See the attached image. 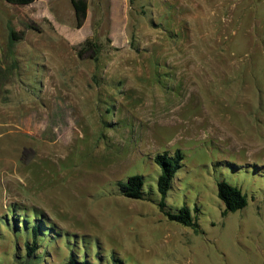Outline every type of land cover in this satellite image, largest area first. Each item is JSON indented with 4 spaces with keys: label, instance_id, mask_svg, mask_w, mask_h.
<instances>
[{
    "label": "rangeland",
    "instance_id": "obj_1",
    "mask_svg": "<svg viewBox=\"0 0 264 264\" xmlns=\"http://www.w3.org/2000/svg\"><path fill=\"white\" fill-rule=\"evenodd\" d=\"M177 149L166 210L199 230L159 206L154 157ZM223 179L245 207L223 213ZM72 254L264 264V0H88L80 28L71 0H0V264Z\"/></svg>",
    "mask_w": 264,
    "mask_h": 264
},
{
    "label": "trees",
    "instance_id": "obj_2",
    "mask_svg": "<svg viewBox=\"0 0 264 264\" xmlns=\"http://www.w3.org/2000/svg\"><path fill=\"white\" fill-rule=\"evenodd\" d=\"M13 5H30L37 0H5ZM72 6L75 11L77 27H82L88 16V0H71ZM184 155L180 149H177L173 154L169 152L158 153L155 155V162L161 167V173L158 178V189L162 194V200L159 204L160 209L168 217V219L177 221L187 226H192L198 229V222L195 220L191 210L184 206L179 212L173 213L166 210V195L171 188L173 178L180 168L181 161ZM144 179L140 174H134L127 178V180L119 181L121 193L130 198L143 197ZM218 196L225 203L224 214L230 211H236L245 207L248 203L247 195L236 185L223 179L218 182ZM38 226L33 227L34 239L32 243L27 242V255L31 257L35 254L37 249V235ZM85 258V257H84ZM66 264H87V261L79 260L72 254Z\"/></svg>",
    "mask_w": 264,
    "mask_h": 264
}]
</instances>
